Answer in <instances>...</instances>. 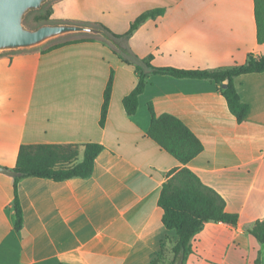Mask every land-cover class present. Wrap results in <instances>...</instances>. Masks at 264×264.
Masks as SVG:
<instances>
[{"label":"crops","instance_id":"crops-1","mask_svg":"<svg viewBox=\"0 0 264 264\" xmlns=\"http://www.w3.org/2000/svg\"><path fill=\"white\" fill-rule=\"evenodd\" d=\"M67 6L76 12L69 14ZM52 8L55 21L104 26L116 34L142 13L164 9L123 42L127 52L151 55L159 67L218 69L264 54L254 0H57ZM106 13L118 14L119 26L104 20ZM115 48L96 38L0 54V166L14 170L22 144L78 143L79 161L85 143L105 146L89 178H21L20 230L15 175L0 172V264L151 263L167 234L176 236L165 227L158 201L167 174L180 162L148 136L150 102L201 139L204 149L188 166L225 198L229 212L239 214L236 226L207 222L192 239L187 264H263L264 244L247 226L264 220V71L235 78L249 105L242 123L214 81L160 73L149 75L139 108L129 115L123 98L139 75Z\"/></svg>","mask_w":264,"mask_h":264},{"label":"trees","instance_id":"trees-1","mask_svg":"<svg viewBox=\"0 0 264 264\" xmlns=\"http://www.w3.org/2000/svg\"><path fill=\"white\" fill-rule=\"evenodd\" d=\"M255 1V19L257 24L258 43L264 44V0ZM49 14H40L36 20L49 21ZM164 9L156 8L139 15L124 34H116L104 26L112 36L122 43L148 18L156 17ZM99 26V25H98ZM96 37H81L67 39L50 45L45 51L69 43L92 41ZM121 58L134 64L139 75L135 88L123 98L126 112L133 115L139 108L140 95L145 91L151 73L169 74L179 78H198L214 81L227 100L230 111L237 121H245L249 112V105L241 100L235 78L242 74L264 71V54H249L243 64L221 67L218 69L179 68L173 66L159 67L153 64V57L139 58L127 51L115 48ZM115 74L112 71L104 92V101L101 110L100 125L104 126L113 91ZM224 82L226 84L224 85ZM151 123L148 136L156 141L161 148L174 156L180 165L167 174L163 182L159 197V206L163 209V223L170 231L174 230L176 236L167 234L161 244L160 251L154 256L150 264H175L181 256V264H187L189 256L194 252L192 239L199 233L207 222H223L232 226L239 223V214L229 212L226 208L225 198L214 188L205 184L201 178L188 166V163L204 149L201 139L180 118L170 113L158 114L152 102L149 103ZM80 144L78 143H38L22 144L19 149L17 163L14 170V210L15 227H23V207L19 197L18 183L21 178L36 176L50 178L55 181L81 177L89 178L95 168V160L105 146L99 142H87L84 146L83 159L79 161ZM249 233L258 242L264 244V220H258L247 226ZM173 254V259L165 263L166 254Z\"/></svg>","mask_w":264,"mask_h":264},{"label":"water","instance_id":"water-1","mask_svg":"<svg viewBox=\"0 0 264 264\" xmlns=\"http://www.w3.org/2000/svg\"><path fill=\"white\" fill-rule=\"evenodd\" d=\"M48 0H0V54L24 49H32L42 44L73 33H92L115 41L105 29L87 23L79 22H46L31 28L26 25L25 19L29 12L41 9ZM123 51L126 48L119 45ZM0 172L17 175L15 170L0 166ZM175 264H181L178 256Z\"/></svg>","mask_w":264,"mask_h":264},{"label":"rangeland","instance_id":"rangeland-1","mask_svg":"<svg viewBox=\"0 0 264 264\" xmlns=\"http://www.w3.org/2000/svg\"><path fill=\"white\" fill-rule=\"evenodd\" d=\"M55 1L57 0H48L47 2H45L43 4V7L41 9H37V10H33L31 12H29V14L27 15L26 19H25V23L27 26L31 27V28H34V27H37L43 23H46V22H58V21H55L53 20L52 18H50L49 21H44V20H36L35 17H39L41 16L40 14H49L51 15V11L53 10L52 6L53 4L55 3ZM61 9L62 10H65V7H63V5L61 6ZM66 11L69 13V14H74L76 12V9H72L70 8L69 6H67V9ZM60 11H58V14H59ZM104 15V20H112L114 19V24H120V21H119V15H113V14H109V13H106V14H103ZM109 22V21H107ZM79 23H84V22H79ZM91 25H94V24H91ZM131 25V24H130ZM130 25H128L126 28L124 27V29H122V33H126L129 29H130ZM94 26H98V25H94ZM100 27V26H99ZM110 34V33H109ZM111 35V34H110ZM96 37V38H99V39H102L104 40L105 42H108L110 44H112L113 46L116 47L117 50H120V51H123L121 49V47H118L116 44H115V41L116 42H119V45L120 46H123V43L118 40L117 38H115L114 36H112L113 38H115V41H111L101 35H98V34H92V33H73V34H68L66 36H62V37H59V38H56V39H53V40H50L44 44H42L41 46L39 47H35V48H32V49H24V50H40V51H45L50 45H52L53 43H56V42H60V41H64V40H67V39H76V38H81V37ZM7 53V52H5ZM262 248V260H263V264H264V245H261ZM166 259H165V263H169L172 261L173 259V254L170 253V252H167L166 254Z\"/></svg>","mask_w":264,"mask_h":264}]
</instances>
